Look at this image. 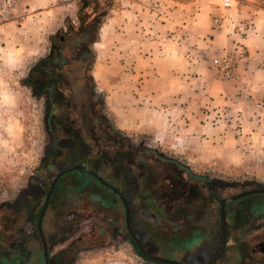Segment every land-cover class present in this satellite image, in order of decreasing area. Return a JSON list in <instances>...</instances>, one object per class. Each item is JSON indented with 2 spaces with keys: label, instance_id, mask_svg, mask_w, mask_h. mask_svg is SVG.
Instances as JSON below:
<instances>
[{
  "label": "rangeland",
  "instance_id": "1",
  "mask_svg": "<svg viewBox=\"0 0 264 264\" xmlns=\"http://www.w3.org/2000/svg\"><path fill=\"white\" fill-rule=\"evenodd\" d=\"M91 1L96 13L92 39L95 40L112 0ZM73 4V16L66 23L76 26L80 0ZM40 46L39 54L44 55L48 42L45 40ZM90 47L94 57L95 49L101 56L97 68L93 59L90 69L95 81L100 82L107 76L104 61L108 48L93 43ZM29 65L30 62L24 67L0 68V264H24L28 260L31 264H44L35 213L44 199V185L39 175L44 176L41 170L44 169L42 159L47 137L42 100L27 84ZM118 78V73L108 75L106 85L100 83L97 87L104 95L103 111L112 130L113 168L122 169L129 179L128 185L135 178L127 171L136 173L138 164L140 171H147L151 177L150 181L140 177V200L136 197L128 202L137 219L135 226L142 246L156 257L204 264L221 250L223 244L220 199L252 188L255 183L263 188L264 165L237 169L193 162L184 152V141L176 139L167 124L159 128L140 127V112L135 111L137 102L126 93L129 91L119 93L123 114L131 126L119 128L110 113L111 100L107 98L111 83ZM122 93H126L125 97ZM175 144H178V150ZM258 159V162L262 161ZM149 168L155 169L154 173ZM44 178L49 180L47 175ZM172 187H175V193L170 195ZM159 190H165L164 194H158ZM154 195L163 205V212L156 211L153 201H147ZM100 197L106 198L109 204L104 206ZM249 204L264 210V194L246 195L229 205L227 210L232 212L236 208L238 215L235 222L231 216L226 217V226L235 223V227L226 231L225 251H221L215 264H263L256 261L264 259L259 249L256 248L254 253L252 249L255 241L264 237V229L255 231L264 224V211L245 209ZM57 206L61 207L60 211L48 213L49 220L43 229L51 264H106L118 260L127 264L162 263L145 259L137 252L138 248L133 246L125 230V207L112 190L99 184L92 194H79L74 189L52 208ZM26 208L31 214H26ZM90 215L92 217H88ZM23 226L30 232H22L19 228ZM260 247L264 248V242Z\"/></svg>",
  "mask_w": 264,
  "mask_h": 264
},
{
  "label": "crops",
  "instance_id": "2",
  "mask_svg": "<svg viewBox=\"0 0 264 264\" xmlns=\"http://www.w3.org/2000/svg\"><path fill=\"white\" fill-rule=\"evenodd\" d=\"M74 2L16 0L0 24V68L30 62L29 69L41 43L72 18ZM102 20L93 45L108 48L107 76L96 83L119 74L106 96L119 128L131 124L119 93L129 91L140 127L167 124L193 162L264 165V106L255 108L264 95V0H230L227 8L222 0H112ZM94 54L97 68L101 56ZM229 54L235 78L222 80L211 62Z\"/></svg>",
  "mask_w": 264,
  "mask_h": 264
},
{
  "label": "flooded vegetation",
  "instance_id": "3",
  "mask_svg": "<svg viewBox=\"0 0 264 264\" xmlns=\"http://www.w3.org/2000/svg\"><path fill=\"white\" fill-rule=\"evenodd\" d=\"M85 1L84 4L80 0V8L76 16L78 25L72 26L65 22L64 28L59 29L54 35L50 36L47 39L48 48L46 53L35 60L26 74L27 84L32 93L42 100L44 130L47 137L42 159L44 169L41 170V174L47 175L49 180L39 175L44 185V199L41 207L37 208L35 213L37 215L35 228L38 232L37 222L46 197L50 192L41 223L43 235L45 233L43 231L45 223L49 220L48 213L50 211H60V206L54 209L52 207L56 202L63 201L68 194L72 193V190L77 189L79 194H92L95 193L97 184L111 190L99 181L97 176L118 187L128 202L136 197L140 200V194H138L140 177L144 180H151L149 173L144 170L140 171L138 164L139 170L136 173L127 171L133 173L135 178V181L131 180V185H128L127 181L129 179L122 169L120 167L113 168L112 130L107 123V115L103 111L105 106L104 95L99 92L93 73L90 70L94 59L90 46L94 42L92 39L95 35L96 13L93 10V2L91 0ZM150 169L154 173L155 169ZM174 189L175 187H172L169 190L170 195L175 193ZM260 189H264V184L263 188H260L259 183H255L254 187L244 189L241 192ZM143 191L147 192L145 189ZM163 192L165 190H159L158 194H164ZM256 193L264 194V192ZM115 195L120 198L118 194L115 193ZM147 199L148 202L153 201L156 211L163 212V205L157 202L155 195ZM101 203L104 206L109 204L106 198L103 197ZM232 203L233 201L228 203L225 210ZM247 208L264 211L262 208L259 209L256 205L251 204L247 205L245 209ZM26 212V214H31L29 210ZM226 214L227 218L231 216L235 222L238 210L236 208L232 212L227 210ZM136 221V216L131 208L129 227L142 246V239L135 226ZM124 222L126 232L138 248L134 236L128 229L126 218ZM31 227L29 230H32ZM231 227H235V223L231 226L227 224V233ZM261 228L264 229V224L256 228L255 231ZM19 229H22L24 233L30 232L25 226ZM46 242L48 243L47 240ZM255 242L256 245L253 247L252 253L258 248L259 253L264 256V248L260 247L261 243L264 242V237L258 238ZM222 250L225 251L223 244L221 250L204 263L217 258L211 263L215 264L220 259L218 256ZM256 261L264 264L263 258L256 259ZM48 262L49 264L52 263L51 257H48Z\"/></svg>",
  "mask_w": 264,
  "mask_h": 264
},
{
  "label": "water",
  "instance_id": "4",
  "mask_svg": "<svg viewBox=\"0 0 264 264\" xmlns=\"http://www.w3.org/2000/svg\"><path fill=\"white\" fill-rule=\"evenodd\" d=\"M82 1H83L84 4L86 3L85 0H82ZM97 178L105 186H107L114 193H116V194H118L120 196V199H121V201H122V203H123V205L125 207L126 224L128 226V229H129L130 233H132V231L130 230V227H129V224H130V215H131V208L129 206V203H128L127 199L125 198V196L123 195V193L117 187L109 184L108 182H106L105 180H103L102 178H100L98 176H97ZM256 192H264V189L244 191V192L238 193L236 195H232L230 197L221 199L219 201V204H220V206H219V213H220V221H221V226H222V237H223L222 243H223V245L226 243V212H225V208H226L227 204L230 203V202H232V201H234V200H236V199H239L241 197H244L246 195L253 194V193H256ZM49 196H50V192L48 193V195L46 197L45 204L43 206V209H42V211L40 213V216H39V219H38V222H37V224H38V234L40 236L41 243H42V249H43L44 264H49V262H48V246H47L46 239H45V237L43 235V232L41 230V223H42V219H43L45 210L47 208ZM132 235H133V233H132ZM134 238H135V236H134ZM135 240H136V242L138 244V249L143 253V255H145L148 258H151V259L156 260V261H159V262L168 263V264H189V263H186V262H183V261L165 259V258H160V257H156V256H153V255H150L139 244V242H138V240L136 238H135ZM216 259L217 258H214L211 261H209L208 263H204V264H211Z\"/></svg>",
  "mask_w": 264,
  "mask_h": 264
},
{
  "label": "built area",
  "instance_id": "5",
  "mask_svg": "<svg viewBox=\"0 0 264 264\" xmlns=\"http://www.w3.org/2000/svg\"><path fill=\"white\" fill-rule=\"evenodd\" d=\"M16 3V0H0V24L2 20H4L7 15L12 11ZM222 6L227 8L230 6V0H222ZM214 24L218 23V19L215 18L213 20ZM234 63L235 57L231 54L224 55L220 57H216L212 59V66L216 68L217 74L220 79L228 80L235 78L234 75ZM249 95H246L245 98H249ZM264 106V95L260 98V100L255 102V108L260 109Z\"/></svg>",
  "mask_w": 264,
  "mask_h": 264
},
{
  "label": "trees",
  "instance_id": "6",
  "mask_svg": "<svg viewBox=\"0 0 264 264\" xmlns=\"http://www.w3.org/2000/svg\"><path fill=\"white\" fill-rule=\"evenodd\" d=\"M40 211V210H39ZM39 214V213H38ZM133 246L136 248V245L135 244H133ZM137 252L140 254V256H142L143 258H145V259H148L146 256H144L139 250H137ZM48 257H50V250H48ZM160 264H168V263H164V262H162V263H160Z\"/></svg>",
  "mask_w": 264,
  "mask_h": 264
}]
</instances>
